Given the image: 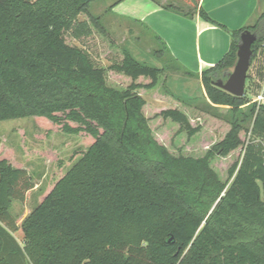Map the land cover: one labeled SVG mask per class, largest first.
I'll return each mask as SVG.
<instances>
[{
	"label": "trees",
	"instance_id": "1",
	"mask_svg": "<svg viewBox=\"0 0 264 264\" xmlns=\"http://www.w3.org/2000/svg\"><path fill=\"white\" fill-rule=\"evenodd\" d=\"M92 1L0 0V121L33 117L88 143L18 222L12 204L36 183L0 139V264H264V105L247 86L236 96L216 85L232 71L247 30L257 36L251 67L260 63L263 75L264 10L254 24L231 29L201 0H177L186 9L164 5L189 17L199 13L231 36L220 61L194 74L152 31L159 66L125 47L119 61L100 64L82 41L95 29L106 33L89 12ZM169 70L199 78L205 106L169 89L156 91L167 104L151 105L143 92L155 90ZM110 73L127 86L109 80ZM220 106L227 112L216 111ZM192 110L199 111L195 118ZM211 119L227 130L202 155L173 147L175 136L191 142L214 133ZM236 152L223 179L214 164Z\"/></svg>",
	"mask_w": 264,
	"mask_h": 264
},
{
	"label": "rangeland",
	"instance_id": "2",
	"mask_svg": "<svg viewBox=\"0 0 264 264\" xmlns=\"http://www.w3.org/2000/svg\"><path fill=\"white\" fill-rule=\"evenodd\" d=\"M117 1L93 0L90 3L89 12L100 19L106 33L102 34L95 29V33L91 37L82 41L89 46L97 61L102 65H110L111 62L119 61L122 48L125 47L138 60L159 66V61L153 56V50L157 44L152 32L140 24L133 23L124 16L114 14L111 8ZM161 1L164 4L173 2V0ZM173 3L179 6L180 2L174 0ZM184 7L186 6L181 2L180 8ZM80 18L86 19L87 15L82 14ZM65 36H67L68 42L80 44L78 40L73 39L70 35ZM110 41L113 46H109ZM114 45H117V48H114ZM259 65L260 63L256 62V66L259 67ZM109 80L117 82L120 87H126L128 84L123 78L118 79V77L112 76L111 73L109 74ZM167 89L185 99L197 102L201 106H205L208 99L200 80L189 78L187 75L174 70L161 74L158 87L155 90L143 92V95L151 105L153 103L165 105L167 101L162 96L156 95V91L166 95ZM227 109V107H219L216 111L226 113ZM192 111V117L195 118L199 111ZM211 121L208 122L209 126L214 129V133L205 130L197 138L192 139L191 142L182 141L175 136L172 141L173 147L177 150L179 148L184 149L185 154L202 155L207 146H210V141L220 139L227 130V125L223 121L212 119ZM196 123H199V120ZM0 139L12 148L14 164L25 168L36 183V186L30 189L23 187L22 192L25 199L23 201L14 200L12 204L11 215L18 222H21L32 211L37 204L39 195L69 169L88 146L81 135L59 129L50 130L33 117L0 121ZM238 155V152H236L230 158H218L214 164V167L222 172L223 179L227 178L228 168L238 159Z\"/></svg>",
	"mask_w": 264,
	"mask_h": 264
},
{
	"label": "crops",
	"instance_id": "3",
	"mask_svg": "<svg viewBox=\"0 0 264 264\" xmlns=\"http://www.w3.org/2000/svg\"><path fill=\"white\" fill-rule=\"evenodd\" d=\"M164 5L161 0H118L112 5V12L158 34L166 42L172 59L190 73L201 74L230 49L231 36L224 29L204 20L199 13L189 17ZM200 6L212 19L238 29L255 23L264 10V0H201ZM248 73L253 80H247L246 86L254 98L264 88V73L260 76L256 65Z\"/></svg>",
	"mask_w": 264,
	"mask_h": 264
},
{
	"label": "water",
	"instance_id": "4",
	"mask_svg": "<svg viewBox=\"0 0 264 264\" xmlns=\"http://www.w3.org/2000/svg\"><path fill=\"white\" fill-rule=\"evenodd\" d=\"M256 38V34L249 30L242 33L237 51V61L226 80L219 79L216 82L218 87L236 96H243L245 94L253 55L252 45L256 41Z\"/></svg>",
	"mask_w": 264,
	"mask_h": 264
},
{
	"label": "built area",
	"instance_id": "5",
	"mask_svg": "<svg viewBox=\"0 0 264 264\" xmlns=\"http://www.w3.org/2000/svg\"><path fill=\"white\" fill-rule=\"evenodd\" d=\"M258 104L264 105V88L253 98Z\"/></svg>",
	"mask_w": 264,
	"mask_h": 264
}]
</instances>
